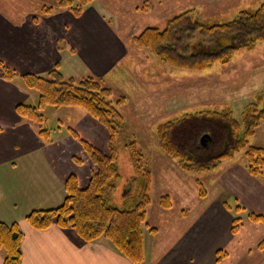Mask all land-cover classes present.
Wrapping results in <instances>:
<instances>
[{"label": "trees", "instance_id": "obj_1", "mask_svg": "<svg viewBox=\"0 0 264 264\" xmlns=\"http://www.w3.org/2000/svg\"><path fill=\"white\" fill-rule=\"evenodd\" d=\"M59 9L68 10L79 17L95 0H55ZM52 8L42 10L43 15L52 14ZM264 41V4L252 13L241 11L235 18L223 24H202L196 12L189 10L171 18L164 28H146L133 39L138 48L146 49L159 63L175 70L203 71L215 63L227 64L239 50H249L256 42ZM3 79L11 80L17 75L0 65ZM25 88L37 93V107L19 104L15 110L31 122L37 135L49 141V130L43 129L44 118L38 110L45 106L76 107L103 126L108 133V151L105 153L82 140L76 132L71 135L80 143L94 167L89 181L80 188L74 175L64 183L65 198L52 209L33 210L25 219L36 230L52 225L72 229L85 242L107 239L118 253L132 264L143 263L144 228L155 234L156 229L147 222L151 205V172L145 166V158L134 139H130L123 117L118 111L126 103L124 96L112 99V89L101 79L92 75L80 78H65L55 68L45 75L21 77ZM255 103L246 106L240 122L233 120L228 110L186 113L168 120L156 128L160 150L175 161L176 167L185 173L208 171L224 159L247 145V137L264 120V93ZM129 151L133 176L123 185V195H134L131 206L115 207L112 194L122 181L118 167L121 145ZM247 172L251 177L264 175V147H248ZM75 163L80 159L75 158ZM200 184V183H199ZM202 196V194H201ZM158 205L164 210L172 207L169 196H161ZM248 220L264 224V217L249 213ZM232 234L238 232L241 220L235 218ZM23 233L16 222H0V254L3 264H21ZM225 257L217 252L216 263Z\"/></svg>", "mask_w": 264, "mask_h": 264}, {"label": "crops", "instance_id": "obj_2", "mask_svg": "<svg viewBox=\"0 0 264 264\" xmlns=\"http://www.w3.org/2000/svg\"><path fill=\"white\" fill-rule=\"evenodd\" d=\"M94 9L87 8L79 18L65 11L37 19V23L28 21L27 16L12 22L0 11V65L17 75L5 80L0 69V222H16L21 229V264H132L107 239L87 243L70 228L52 225L36 230L25 219L33 210L59 206L69 175L76 177L80 188L89 181L94 167L69 129L101 151H108L106 129L87 114L67 128V135L52 140L49 134L47 142L15 110L19 104L33 106L37 97L25 88L22 76L45 75L52 68L65 78L105 76L125 58L124 45ZM75 158L80 163H75ZM258 197L253 196L251 202L262 205ZM173 208L159 207L160 218ZM238 209L235 212L239 214L243 208ZM229 213L213 202L169 236L147 220L156 233L144 228L142 264H264V224L250 222L247 216L243 221L237 214L235 218L243 225L232 234ZM218 251L225 257L216 263Z\"/></svg>", "mask_w": 264, "mask_h": 264}, {"label": "rangeland", "instance_id": "obj_3", "mask_svg": "<svg viewBox=\"0 0 264 264\" xmlns=\"http://www.w3.org/2000/svg\"><path fill=\"white\" fill-rule=\"evenodd\" d=\"M262 4L264 0H95L84 9L95 7L125 47V58L109 75L92 76L112 89L113 100L120 96L126 99L118 111L129 138L136 142L151 172V208L147 220L165 236L190 224L213 202L220 210L230 212L231 229L238 214L235 208H243L237 216L243 221L249 213L264 217V175L251 177L246 157L248 147H264V120L247 137L244 148L212 169L197 173L179 170L175 161L160 150L156 135L158 125L186 113L228 110L233 120L240 122L246 106L264 93V41L256 42L249 50L237 51L227 64L215 63L198 72L175 70L159 63L146 49L136 47L133 39L146 28H164L171 18L185 11L196 12L202 24L216 25L232 21L241 11L252 13ZM47 7L53 9L52 14L43 15L41 12ZM0 11L12 22L27 16L34 23L61 12L70 13L57 8L55 0H0ZM37 97L34 107L38 104ZM38 113L44 118L42 128L49 130L52 140L67 135V128L86 114L76 107L52 106H45ZM118 167L122 183L133 176L129 151L123 144L119 147ZM122 186H117L111 203L126 208L132 205L134 195L121 198ZM165 195L171 199L170 209L174 208L161 219L158 200ZM253 196H259L257 201H262V205L254 204L255 200L251 202Z\"/></svg>", "mask_w": 264, "mask_h": 264}]
</instances>
